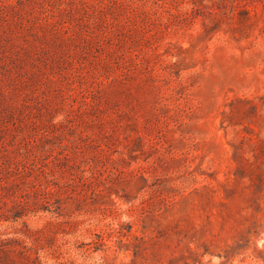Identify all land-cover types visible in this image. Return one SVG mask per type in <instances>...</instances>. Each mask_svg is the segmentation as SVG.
Here are the masks:
<instances>
[{
  "label": "rangeland",
  "instance_id": "obj_1",
  "mask_svg": "<svg viewBox=\"0 0 264 264\" xmlns=\"http://www.w3.org/2000/svg\"><path fill=\"white\" fill-rule=\"evenodd\" d=\"M0 264H264V0H0Z\"/></svg>",
  "mask_w": 264,
  "mask_h": 264
}]
</instances>
